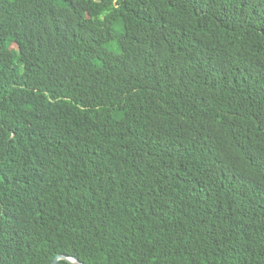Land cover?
<instances>
[{"label": "trees", "instance_id": "trees-1", "mask_svg": "<svg viewBox=\"0 0 264 264\" xmlns=\"http://www.w3.org/2000/svg\"><path fill=\"white\" fill-rule=\"evenodd\" d=\"M60 255L264 264V0H0V264Z\"/></svg>", "mask_w": 264, "mask_h": 264}, {"label": "rangeland", "instance_id": "rangeland-1", "mask_svg": "<svg viewBox=\"0 0 264 264\" xmlns=\"http://www.w3.org/2000/svg\"><path fill=\"white\" fill-rule=\"evenodd\" d=\"M54 13L60 21H67L70 16V10L68 8L56 7Z\"/></svg>", "mask_w": 264, "mask_h": 264}, {"label": "water", "instance_id": "water-1", "mask_svg": "<svg viewBox=\"0 0 264 264\" xmlns=\"http://www.w3.org/2000/svg\"><path fill=\"white\" fill-rule=\"evenodd\" d=\"M59 260H66V261L71 262L73 264H83V263L79 262L77 259H75L73 257L65 256V255L58 256L51 264H58Z\"/></svg>", "mask_w": 264, "mask_h": 264}]
</instances>
